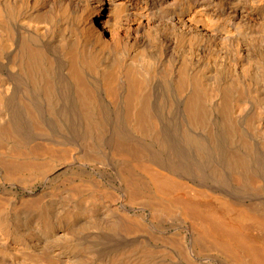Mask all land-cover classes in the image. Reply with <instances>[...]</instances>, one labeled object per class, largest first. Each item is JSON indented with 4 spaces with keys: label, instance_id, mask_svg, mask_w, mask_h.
Segmentation results:
<instances>
[{
    "label": "bare ground",
    "instance_id": "1",
    "mask_svg": "<svg viewBox=\"0 0 264 264\" xmlns=\"http://www.w3.org/2000/svg\"><path fill=\"white\" fill-rule=\"evenodd\" d=\"M20 108L77 123L86 145L110 132L130 141L116 151L134 159L116 167L121 187L34 191L60 166L39 157L41 141L29 146L38 155L16 149L37 129L9 117ZM173 124L185 143L222 152L237 178L264 168V0H0V264H264L258 206L182 197L180 179L160 171L176 161ZM147 208L157 222L181 215L186 231L155 232L132 213Z\"/></svg>",
    "mask_w": 264,
    "mask_h": 264
},
{
    "label": "rangeland",
    "instance_id": "2",
    "mask_svg": "<svg viewBox=\"0 0 264 264\" xmlns=\"http://www.w3.org/2000/svg\"><path fill=\"white\" fill-rule=\"evenodd\" d=\"M20 111V112H19ZM36 114V113H35ZM37 114L38 115H36V116H38V118L36 117V119H35V117L33 118L32 116V119H34V121L33 120H31V117L29 116L30 114L26 111V110H24V109H16V110H12V111H10L9 112V117L15 122V123H18L19 125H27V126H32V127H36L37 129L35 130V128H34V131L33 130H30V132H28V131H26L25 133H24V135H21L23 138V141H24V143L25 144H27V142L29 143V144H27L26 146L25 145H19V146H17V148L16 149H24V150H21V151H25L23 154L24 155H26L27 153L29 154V155H33L34 154V152L32 153V150L33 149H31L29 146H31L32 147V145H33V147H36L34 144H32V145H30L31 143H35V144H39L40 143V141H41V143L42 142H44V141H48L49 143H53V145H52V143L51 144H49L48 142V144H46V147L48 146H50L49 147V149L51 150V149H54L55 150V152L57 151V153H55V154H53L54 153V150H51V152H52V154H51V152H47V151H45V149L47 150V148L45 147V142L44 143H40L38 146H37V148L38 149H42L43 150V153H42V151H39L38 149H34L35 150V153L38 151V152H41L42 153V155H40V153H38L39 154V157L40 158H42L43 160L44 159H51V160H49V161H54L56 164H57V166H60L59 167V171H58V173L59 174H57V175H59V176H57V175H55V176H53V177H51V179L50 180H48L47 182L46 181H42V180H39V181H37L36 183H35V185H34V187H33V189H34V191H36V192H40V191H43V190H46V191H50L51 189L50 188H52V190L53 189H65V187H79V186H77L76 184H83L82 185V187H84L85 188V186L87 185L88 187H86L87 188V190H91V191H96V190H99V189H96L95 190V188L97 187V185H98V183L100 184V185H102V186H104L103 187V190H106L105 188H107V189H109V188H111L112 186L113 187H121L120 185H122V183H120V181H121V179L118 177V174H116L115 172V170L117 169L116 167H118V165L119 164H121V163H124L126 160H127V162L128 163H131V160H132V162H133V160L134 159H132L130 156V158L128 157V156H126V154L125 155H121V154H124L123 152H121V153H117V152H119L120 150H118L117 151V149H118V145L121 143V144H123L124 142L125 143H127V144H131V142L130 141H128V142H130V143H128L127 142V140H125V139H123V141L124 142H122L121 141V139L119 140V139H117L116 138V134H114L113 132H110V133H107V136L110 134V135H112L111 137L110 136H106V140L104 141V143L103 144H101L102 145V148H101V145L99 144V141H100V143H101V140H99V139H97V140H99L98 141V143L97 142H95V141H97L96 140V137L93 139H91V142H89V143H92V144H90L91 146H89V143L86 145V142L85 141H83V131H82V128L79 126V125H77V123H73V124H68V125H61V128H60V124H56V123H54V120H53V118H55L56 117V115H50V113L48 114V112L46 113L44 110H42V111H38L37 112ZM72 114V113H71ZM58 116V115H57ZM16 118V119H15ZM72 118H75V117H72ZM43 122H41L40 120ZM36 124V126H34V123ZM38 121H40L41 123H42V125H41V123H40V127L39 126H37V124H39L38 123ZM28 123V124H27ZM30 123V124H29ZM72 125V126H71ZM176 125V127H179L177 124H175ZM175 125L173 124V125H171V127H170V130H171V132L170 133H172L171 134V152H172V154L174 155V153H175V155H174V157H175V160L176 161H174L173 163L171 162V161H169L168 162V164L166 165H164V166H166V167H164L163 169H161L160 170V168L158 169V167L156 168V165L157 166H159L158 164H156V163H154L155 161H152V162H146V164L147 165H149V163H150V166L149 167H151L152 165H155V171H158V170H160V171H166L165 173H168L169 174V172H170V174L169 175H171L172 176V178L174 177L175 179V181H179V179H180V183L179 182H176V186H177V184L178 185H181L182 186V183H183V187H181V186H177V188H176V191L175 192H177L178 193V195L179 194H181L182 195V197H187V194H189V196H191V197H189V198H196L197 197V195H198V199L196 198V200L195 201H197L198 200V202H202V200H203V202L206 204V202L211 206V203H212V206L211 207H213V208H220V206H218V205H221V204H224L225 202H228L229 204H231L232 203V205L234 206H230V205H228L227 203H225L226 204V206L228 205L229 207H231L230 209H231V212H233V210L234 211H237L238 209H236L235 210V208L237 207L236 205H238V206H240V205H242L243 207H239V208H243L242 210H245V208H246V210H251L252 208H257L256 206H258V210H259V208L261 209V210H264V175H263V171H264V168L263 169H260V168H258L256 171L257 172H259L258 174H256V176L257 175H259V177L257 176H255V177H251V176H254V175H251L250 176V178L249 179H246V180H242V178L241 177H239V178H241L240 180H238L239 178H237V174H235V173H233L232 172V170H231V168L227 165V166H225V163L223 162L224 160H223V158H222V152H219V153H213V152H211V151H208V150H202L201 151V149H197V148H195L194 146H192V145H190L187 141H186V143H185V141L183 140V139H181L180 137H179V134H178V129L175 127ZM41 126L43 127L44 126V128L42 129L41 128ZM74 126V127H73ZM59 127V128H58ZM63 127V128H62ZM39 128H41L42 130H40ZM39 129V130H38ZM60 129V130H59ZM61 129H63V130H61ZM79 130H81V131H79ZM36 131H39V132H36ZM48 133H47V132ZM72 132V133H71ZM34 133V134H33ZM43 133H45V134H43ZM69 135V136H68ZM174 135H176V137H178V138H176ZM41 136V137H40ZM172 136H174V139H173V137ZM40 137V138H39ZM111 139H110V138ZM113 137H115V138H113ZM25 139V140H24ZM115 139H117V140H115ZM54 140V141H53ZM95 140V141H94ZM115 140V141H114ZM39 141V143H37ZM56 141H58V143H55ZM118 142L117 144L116 143H114V142ZM119 141H121V142H119ZM95 142V143H94ZM83 143H84V145H83ZM187 143H188V145H187ZM44 144V145H43ZM99 144V145H98ZM179 144V145H178ZM98 146V147H96V146ZM113 145V146H112ZM117 145V146H116ZM178 145V147H175V146H177ZM21 146V147H20ZM29 147V149H28V151L26 150L28 147ZM42 148H41V147ZM54 146V147H53ZM58 146V147H57ZM70 146V147H69ZM80 146V147H79ZM84 146V147H83ZM89 146V147H88ZM92 146L94 147L92 150H94V152L91 150V148H92ZM114 146H116V149L114 148ZM131 146V145H130ZM183 146V147H182ZM60 147V148H59ZM68 147V148H67ZM88 147V148H87ZM172 147H173V149H172ZM15 148V147H14ZM71 148H73V151H72V149ZM87 148V149H86ZM97 148V150H95ZM113 148H114V152H113ZM175 148V149H174ZM178 148H180V149H178ZM16 149H13V150H16ZM48 149V151H50ZM66 149L67 150H69V151H66ZM178 149V150H177ZM33 150V151H34ZM88 150V151H87ZM91 152H90V151ZM104 150V151H103ZM176 150L178 151V152H176ZM181 152H180V151ZM194 150V151H193ZM199 150L202 152V153H200L199 152ZM30 151V152H29ZM60 151H62V152H64L63 154H64V156L65 155H67L66 156V159H65V157L63 156V154H62V152H60ZM72 151V152H71ZM76 151V152H75ZM85 151V153H83ZM117 151V152H116ZM173 151H175L174 153H173ZM206 151V152H205ZM15 153L17 152V151H14ZM61 153L60 155L58 154V153ZM70 152V156H69V153ZM15 153H13V154H15ZM21 153V152H20ZM46 153V154H45ZM48 153H49V155H48ZM65 153H67V154H65ZM71 153H72V155H71ZM89 153V154H88ZM91 153V154H90ZM93 153H97V154H93ZM196 153V154H195ZM198 153H200V154H198ZM211 153V154H210ZM27 154V155H28ZM38 154H34V155H38ZM56 154H58V155H56ZM85 154V155H84ZM99 154V155H98ZM101 154V155H100ZM115 154H118V155H115ZM33 155V156H34ZM43 155L45 156V157H43ZM54 155V156H53ZM87 155V156H86ZM91 155H92V157L94 158H92L91 157ZM98 157H97V156ZM201 155V156H200ZM213 155V156H212ZM42 156V157H41ZM56 156H60L59 158L58 157H56ZM73 158H72V157ZM83 156V157H82ZM95 156V157H94ZM100 156V157H99ZM115 156V157H114ZM119 156V157H118ZM177 156V157H176ZM181 156V157H180ZM191 156H193V157H191ZM52 157H55V158H52ZM64 157V158H63ZM67 157L69 158V160L67 159ZM76 157H77V159H76ZM85 157V158H84ZM102 157V158H101ZM126 159H125V158ZM179 157V158H178ZM186 157V158H185ZM188 157V158H187ZM200 157H202V158H200ZM88 158V159H87ZM96 158V159H95ZM100 159L101 158V160H102V162L100 161V160H98L97 161V159ZM119 158V159H118ZM128 158V159H127ZM191 158V159H190ZM212 160H211V159ZM56 161H55V160ZM62 161H60V160ZM63 159V160H62ZM83 159V160H82ZM183 159V160H182ZM189 159V160H188ZM47 160H45V161H47ZM59 160V161H58ZM66 160V161H65ZM87 160V161H86ZM92 160V161H91ZM95 160V161H94ZM117 160V161H116ZM186 160H187V162H186ZM190 160H193V161H190ZM58 161V162H57ZM80 161V162H79ZM82 161V162H81ZM190 161V162H189ZM202 161V162H201ZM207 161V162H206ZM213 161V162H212ZM99 162H100V164H99ZM119 162V163H118ZM179 162V163H178ZM183 162V163H182ZM193 162V163H192ZM213 164H212V163ZM61 163V164H60ZM152 163H154V164H152ZM189 163H190V165H189ZM192 163V164H191ZM207 163V164H206ZM59 164V165H58ZM83 164V165H82ZM135 166H136V169H142L143 170V168H144V166H143V164L144 163H139V164H142V166L141 165H136L137 163H133ZM152 164V165H151ZM176 164V165H175ZM182 164V165H181ZM194 164V165H193ZM195 164H197V165H195ZM62 165V166H61ZM110 165V166H109ZM212 165H214V166H212ZM70 166V167H69ZM96 166V167H95ZM109 166V167H108ZM141 166V167H140ZM170 166V167H169ZM189 166V167H188ZM196 167V169H195V167ZM209 166V167H208ZM98 167V168H97ZM137 167H139V168H137ZM153 167V166H152ZM152 167L150 168L151 169V171L150 172H152L154 169H152ZM173 167V168H172ZM182 167V168H181ZM199 167V168H198ZM216 168L215 170H213L212 168ZM169 170H168V169ZM218 168V169H217ZM229 168V169H228ZM70 169V170H69ZM105 169V170H104ZM164 169H166V170H164ZM175 170V173L172 171V170ZM188 169H189V171H188ZM210 169V170H209ZM140 170H138V171H140ZM142 170L140 171V172H142ZM146 170V171H145ZM172 171V173H171V171ZM185 170H186V172H185ZM197 170V171H196ZM209 170V171H208ZM262 170V171H261ZM148 170L146 169V168H144V171H143V173H148L147 172ZM169 171V172H168ZM202 171V172H201ZM213 171V172H212ZM149 172V173H150ZM198 172H200V174L198 173ZM75 173V174H74ZM148 173V174H149ZM176 173H178V175L176 174ZM220 173V174H219ZM116 174V175H115ZM151 174V173H150ZM177 175V177H176V175ZM193 174V175H192ZM218 174V175H217ZM111 175V176H110ZM183 175V176H182ZM190 175V176H189ZM225 175V176H224ZM236 175V176H235ZM118 178H117V177ZM218 176H219V178H218ZM224 176V177H223ZM74 178V179H72V178ZM95 179H94V178ZM114 177H116V179L114 178ZM185 177V178H184ZM177 178V179H176ZM221 178V179H220ZM235 178V181L236 182H238V183H236L233 179ZM237 178V179H236ZM255 178V179H254ZM256 178H258L257 180L259 181H257L256 180ZM55 179V180H54ZM117 179H119L118 181H117ZM252 179L254 180V182L252 181ZM83 180V181H82ZM85 180V181H84ZM93 180H95L94 181V183H97V184H93ZM97 180V181H96ZM99 180V181H98ZM263 180V181H262ZM66 181V182H65ZM68 181V182H67ZM183 181V182H182ZM234 181V182H233ZM245 181H248V183L247 182H245ZM251 181V182H250ZM257 181V182H256ZM39 182H41V183H39ZM57 182V183H56ZM61 182V183H60ZM63 182V183H62ZM78 182V183H77ZM82 182V183H81ZM90 183V184H92V185H89V184H87V183ZM122 182V181H121ZM241 182V183H240ZM245 182V183H244ZM86 183V184H85ZM244 185H243V184ZM249 183H251V185H249ZM185 184H186V186H185ZM191 184V188H190V186L189 185ZM239 184V185H238ZM253 184H254V186H253ZM261 184V185H260ZM59 186V187H56V186ZM72 185H74V186H72ZM96 185V186H95ZM246 185H247V187H246ZM36 186V187H35ZM81 186V185H80ZM95 187L94 189L92 188V187ZM214 186V187H213ZM184 187H186V189L184 188ZM89 188V189H88ZM179 188H181V189H184V190H182L181 192H180V190L181 189H179ZM193 188H196V189H194L195 191L193 192ZM198 188V189H197ZM199 188H200V190H199ZM249 188H251V189H249ZM72 189V188H71ZM179 189V190H178ZM187 189H188V191H187ZM192 189V190H191ZM14 191H16L17 193H18V195L19 196H22V195H24V194H27L26 192H24V190L22 189V188H14L13 189ZM65 190H67V188L65 189ZM103 190H99V192L98 191H96V193L98 192L99 194H101L102 192H103ZM189 190H190V192L191 193H193V195L189 192ZM204 190V191H203ZM69 191H70V189H69ZM183 191L186 193V191L187 192H189V193H183ZM261 191V192H260ZM101 192V193H100ZM201 192V193H200ZM203 192V193H202ZM211 192V193H210ZM176 193V194H177ZM197 193V194H196ZM200 193V194H199ZM206 193H207V196H204V194L206 195ZM220 193V194H219ZM210 194V195H209ZM180 195V196H181ZM186 195V196H185ZM196 195V196H195ZM179 196V197H180ZM192 196H195V197H192ZM211 196V197H210ZM221 197H223V198H221ZM181 198V197H180ZM200 198H202V200L200 201ZM207 200H206V199ZM210 198V199H209ZM221 198V199H220ZM243 198V199H242ZM225 202H224V201ZM228 200V201H227ZM206 201V202H205ZM214 201V202H213ZM216 201H218V203L219 204H216L217 202ZM202 202V203H203ZM210 202V203H209ZM222 202V203H221ZM224 202V203H223ZM203 203V204H204ZM215 204V206H217V207H214V204ZM221 203V204H220ZM254 205H253V204ZM225 204L224 205H222V207L223 208H225ZM253 206H252V205ZM119 205H121V204H119ZM236 206V207H235ZM251 206V209L249 208ZM238 208V207H237ZM240 210V209H239ZM238 210V211H239ZM253 210V209H252ZM251 210V211H252ZM261 210H259L260 212H255V211H252V212H250L251 214L253 213L254 215L253 216H259V215H261L260 216V218H259V220H257L256 218H254L253 217V222L255 221V219H256V223L254 222V223H252V221L249 219V223H252V225L255 227V225L260 221V219L261 218H263V216H264V211H262L261 212ZM139 211V212H138ZM138 211H134V212H132L133 214H137L138 216L140 215L141 217H143L144 218V220H145V218H147V222H149V223H151V226H152V228H153V230L155 231V232H158V231H161L162 229H163V227H164V229H166V230H169L170 232H175L176 230H180V231H186L183 227V223H182V221L183 222H185V220H182L183 218H181L182 216L181 215H179V217H180V219H178L177 217H176V219H174L173 221H171V222H169V223H166V222H161V221H159V222H157L158 221V219H161L160 217H157V218H155L156 216H154V214H155V211L154 210H152V209H149V208H147V209H145V210H140V209H138ZM152 211V212H151ZM237 211V212H238ZM144 212V213H143ZM138 213H140V214H138ZM154 213V214H153ZM234 213V212H233ZM236 213V212H235ZM143 216H142V215ZM153 214V215H152ZM178 214H180L179 212H178ZM255 214H258V215H255ZM262 214H263V216H262ZM151 216V217H150ZM252 219V218H251ZM152 220H153V222H152ZM182 220V221H181ZM157 222V223H156ZM156 223V224H155ZM186 223H187V225H191L190 223H188L187 221H186ZM260 223V222H259ZM259 223L256 225L257 226V228L255 227L254 229V231H256V230H258V231H256V232H258V233H263L264 232V228L262 227V226H264V224L262 225V222L260 223L261 225H259ZM162 225H164V226H162ZM167 225V226H166ZM176 225V226H175ZM160 226H162V228L160 227ZM179 226V227H178ZM159 227V228H158ZM166 227V228H165ZM181 227L183 228V229H181ZM260 227V228H259ZM161 228V229H160ZM175 228H177V229H175ZM261 228H263V230L261 229ZM261 229V230H260ZM263 231V232H262ZM257 233V234H258ZM260 234H258V236L259 237H257V240L259 241V242H263L262 241V238L264 237L263 235L264 234H261V236H260ZM263 236V237H262ZM263 240H264V238H263ZM158 245L160 244V245H162V243L161 242H159V243H157ZM101 249V246L99 245L98 247L97 246H95V249ZM216 264H218V263H216Z\"/></svg>",
    "mask_w": 264,
    "mask_h": 264
}]
</instances>
